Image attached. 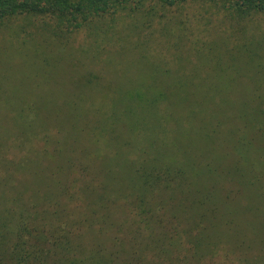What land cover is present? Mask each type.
<instances>
[{
	"label": "rangeland",
	"instance_id": "obj_1",
	"mask_svg": "<svg viewBox=\"0 0 264 264\" xmlns=\"http://www.w3.org/2000/svg\"><path fill=\"white\" fill-rule=\"evenodd\" d=\"M136 6L115 7L78 28L27 13L0 20L1 150L28 169L40 168L39 178L22 172L11 184L26 185L29 193L37 181L40 196L33 195L40 208L56 212L52 227L61 222L68 234L79 230L78 249L99 256L131 237L124 224L142 176L172 162L188 170L203 166L194 183L213 192L201 205L191 203L193 194L183 203L193 219L198 212L217 224L224 218L264 221V208L255 220L248 211L264 195L243 189L264 187L263 111L238 118L249 91L264 97V10L234 19L212 0ZM31 119L37 130L23 131L20 124ZM214 120L227 130L235 125L244 131L248 124L252 142L227 150L223 135L205 138ZM70 172L74 190L82 172L105 189L65 199L61 184L72 180ZM232 185L236 192L227 189L224 199L221 188ZM209 206L218 213H209Z\"/></svg>",
	"mask_w": 264,
	"mask_h": 264
},
{
	"label": "trees",
	"instance_id": "obj_2",
	"mask_svg": "<svg viewBox=\"0 0 264 264\" xmlns=\"http://www.w3.org/2000/svg\"><path fill=\"white\" fill-rule=\"evenodd\" d=\"M185 1L0 0V20L27 13L54 18L66 28H78L95 16L127 3L138 6L149 2L171 7ZM212 1L215 5H221L226 9L228 15L234 19H245L264 10V0ZM262 95L259 92L249 91L246 97L247 103L244 110L240 109L238 118H245L244 115L247 114L248 119L252 110H262L263 113L259 118L263 127L264 97ZM19 113L24 117L25 108H19ZM214 121L209 125L212 128L204 133L205 138L223 135L227 150L228 148L242 150L243 146H248L252 142L250 129H246L248 124L244 125V131L240 128L237 130L238 127L235 125L231 130H227L223 123ZM20 125L23 131L27 127H30V133L37 130L34 119H31L29 125ZM18 133L23 137V132ZM260 137L263 139L264 134ZM19 140L25 139L19 138ZM2 141L3 138H0V264H204L205 261L211 262L213 259L243 264L252 259H264V221L261 220L255 225L254 221H247L244 217L241 221L224 218L217 224L212 222L214 219L212 215H208V219L205 214L198 212L197 217L193 219L183 203L193 194L191 203L201 205L200 201L208 199L213 192L206 184L194 183L193 178L203 166L188 170L182 164L174 166L173 162L163 165V169L157 168L150 174L142 176L145 180L138 186L136 194L129 202L128 210L133 215L130 217V223L124 225L132 235L124 246L123 243L121 245V241L116 242L114 251H108L105 256H99L97 250L83 253V250L78 249L81 245L78 239L82 237L79 230L68 234L61 222L56 227H52L54 221L52 217H56V212L49 211L51 208L47 205L40 208V197L37 199L33 195L37 192L40 196V185L37 181H33L29 193L26 185L22 184L16 188L12 186L11 182L16 180L12 177L18 173L33 171L34 177L39 178L40 168L28 169L26 165L10 160L1 150ZM237 154L239 156V153ZM187 172L194 173L192 182L185 183ZM261 173L258 172L257 175L263 178ZM84 175L83 172L80 174V178H83L82 183L74 190V179L71 172L69 173L68 176L72 180H65L61 184L63 188L61 193L64 194L65 199H71L75 194L84 196L88 190L101 192L103 188L105 189V186L100 184L103 182L92 177L87 180ZM84 180L88 182L83 183ZM220 185L222 187L221 183ZM260 188L262 190H249L248 187L243 186L245 191L255 193L259 199L264 195V187ZM227 189L230 193L236 192V187L233 185L221 188L222 196H227L224 199L229 197ZM259 202L254 200L248 208L254 220L257 218L258 208H264V202L258 204ZM45 211H48L46 218L41 215V212ZM212 212L216 214L217 206H214L213 210L210 207L209 213ZM165 215L168 216L166 220L163 217ZM203 223L205 224L202 225ZM221 225L223 228H220ZM129 252L131 257L123 255Z\"/></svg>",
	"mask_w": 264,
	"mask_h": 264
}]
</instances>
